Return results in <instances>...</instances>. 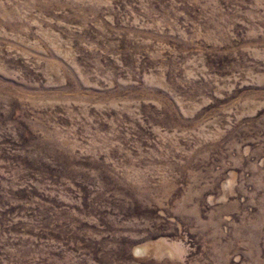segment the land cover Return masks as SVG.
Wrapping results in <instances>:
<instances>
[{
    "label": "rangeland",
    "instance_id": "obj_1",
    "mask_svg": "<svg viewBox=\"0 0 264 264\" xmlns=\"http://www.w3.org/2000/svg\"><path fill=\"white\" fill-rule=\"evenodd\" d=\"M0 264H264V0H0Z\"/></svg>",
    "mask_w": 264,
    "mask_h": 264
}]
</instances>
